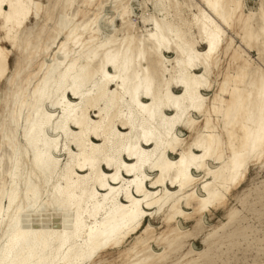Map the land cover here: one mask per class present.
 Here are the masks:
<instances>
[{
    "label": "bare ground",
    "instance_id": "obj_1",
    "mask_svg": "<svg viewBox=\"0 0 264 264\" xmlns=\"http://www.w3.org/2000/svg\"><path fill=\"white\" fill-rule=\"evenodd\" d=\"M73 1L0 0V87L9 83L0 121V264H90L137 233L145 217L150 225L163 214L176 232L188 218L183 207L204 216L226 206L225 226L206 235L204 248L169 263L221 264L222 248L248 237L228 195L249 165L264 166V68L252 62L243 88L225 80L219 95L231 98L227 105L212 101L211 114L202 90L222 44H235L229 30L264 66V0L244 11V0H150L153 12L137 38L109 32L114 18L125 23L123 0H99L97 13L83 15ZM62 5L54 38L23 32L41 12L54 15ZM100 24L108 27L103 34ZM60 36L65 42L49 61L34 60ZM13 47L25 58L8 76ZM166 52L173 53L170 65ZM183 130L189 140L179 138ZM252 242L264 251V232ZM168 246L132 264L170 260L181 244L172 238Z\"/></svg>",
    "mask_w": 264,
    "mask_h": 264
},
{
    "label": "rangeland",
    "instance_id": "obj_2",
    "mask_svg": "<svg viewBox=\"0 0 264 264\" xmlns=\"http://www.w3.org/2000/svg\"><path fill=\"white\" fill-rule=\"evenodd\" d=\"M81 1L83 0H74L71 4L72 9H74L80 15L85 13H97V3L99 0H95L92 4L84 5H82ZM122 2L126 4V16L124 17L125 23L122 24L121 27L119 26L120 19L114 18L109 24V28H107L109 29V32L118 30L119 38H123L124 36L131 33H134L137 38L147 29V25L144 23L143 18L149 16V14L153 12L152 2L150 0H123ZM143 2L145 3L142 4ZM259 4L260 0H244L243 11L244 8L245 10L257 9L260 6ZM62 8L63 5L57 9L54 15L41 12L36 23L32 22L29 24V26L23 32L31 31L33 32L32 36H36L37 38L38 35H40V37L44 40H46L47 37H50V39L54 38L55 33L52 32V29L53 27L59 26ZM189 9L195 11L198 9V7L195 5V3H192ZM109 14H111V9L109 6H107L103 12V15L106 17ZM87 23L89 25L91 21H87ZM107 28H104L103 24H100L99 31L104 33V29L106 30ZM122 28L126 29L125 33L121 31ZM229 33L234 38L235 44L230 49H225L224 43L222 44L219 49L216 65L213 64L210 67L211 73L207 81V83H209V88L202 90L207 114H209L210 111L209 105L215 99H223L225 105H227V102L230 100L231 94H229L227 91L226 93L222 92V94L219 95L220 88L225 80L235 83L237 87L243 88L244 84L242 79L248 72V69L252 67V62H256L260 67L264 68L262 61L257 58L255 49L247 48L241 42L239 37H236L234 32L229 30ZM42 39L37 40V42H41ZM55 40L56 43H54V45L51 46L46 53H42V51L39 49V52L35 56L34 60L41 58V61L45 63L46 60L49 61L50 57H52L55 53L57 45H59L60 42H65L64 36H60ZM32 41L34 44V40ZM68 43L69 42H66V44ZM44 47L45 46L42 45L43 49ZM203 47L204 45L201 44V46L197 48L201 49ZM241 48L244 51H241ZM24 54V50L14 47L12 48V56L10 58L11 67L8 76L14 74V62L22 61L25 58ZM166 55L167 57L165 58V63L170 65L172 62L171 60L173 53L171 54V52H166ZM35 70L37 69L35 68ZM41 76L42 72H39L38 75L31 80V83L27 85V92L31 91L38 81V78L40 79ZM8 85L9 83L7 82L1 84V98L4 97V94H6ZM14 88L15 84L10 89L13 90ZM0 105V121L1 123H5L6 119L2 117V115H4L3 98L1 99ZM238 117L240 118V115ZM178 135L179 138L184 141L189 140L190 138V132L188 130H183L180 133L178 132ZM220 137L225 140V133L221 132ZM194 178L197 180L196 183H198L200 176H194ZM259 192L263 193L259 194ZM231 193V195L229 194L230 196L228 195L227 205L231 206L232 204L236 203V208L239 211L240 216L245 218L244 224L247 226L246 230L248 231V237L246 241L241 242V244L237 243V245H235L236 247L229 251H226L225 248H222L224 250V254L222 255L223 260L221 264H264V251H257V243L252 242L255 239L260 240L264 232V166L257 167L254 165H249L248 172H246L245 176L241 178V182L237 186V189H234ZM198 194H200L199 191ZM239 198L241 201L238 202ZM197 200L198 198L195 195H192V199H190V201L195 203ZM242 203H244V206ZM246 203L248 205L247 208L245 206ZM225 207L226 206L223 208L217 207L216 209H211V211H205L204 216H196V212L191 208V206L183 207L185 209V216L188 218H183L180 220V225L178 224L180 228L176 232H170V230L167 228L165 222L163 221V214L154 217V219H152L150 222V225H148V221L151 220V218L145 217L142 222L143 225L140 227L141 229H138L137 233H133L132 236L127 240H123L118 245L108 248L105 252L95 255L90 264H132V260L138 256H141L143 252L150 249H152V254L154 255L167 253V251L170 249L168 242H170L172 238H176L180 241L181 248L170 252L172 256L170 260H153L150 263L169 264L172 260L177 259L179 256L185 257V255L190 250L199 251L204 248L203 244L206 235L211 233L213 229L220 230V227L225 226V223L227 222L224 214ZM173 227H177V223H175ZM149 229L150 231L147 233L146 231ZM199 229L201 231L194 237V234H196ZM185 232L187 233L184 234ZM187 256L190 255L187 254Z\"/></svg>",
    "mask_w": 264,
    "mask_h": 264
}]
</instances>
